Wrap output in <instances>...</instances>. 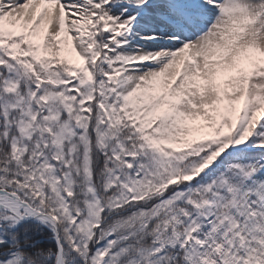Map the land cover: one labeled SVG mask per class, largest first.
<instances>
[{
  "label": "rangeland",
  "instance_id": "obj_1",
  "mask_svg": "<svg viewBox=\"0 0 264 264\" xmlns=\"http://www.w3.org/2000/svg\"><path fill=\"white\" fill-rule=\"evenodd\" d=\"M70 1L80 24L75 27L63 4L59 35L45 23L50 0L0 1V186L57 220L45 194L47 174L58 177L68 212L85 209L81 197L92 196L100 179L113 191L108 209L160 194L177 202L187 193L194 200L188 198L191 215L180 244L186 264H254L264 255V247L257 248L264 240V119L251 130L252 110L237 96L234 108L218 110L217 120L196 124L177 108L178 96L161 100L156 81L137 77L156 69L154 56L142 49L157 28L176 27L171 34L180 36V47L208 27L187 39L190 22L172 19L178 1L168 7L169 0H160L167 5L157 8L153 29L143 25L125 36L124 22L142 9L132 5L144 0ZM38 5L43 13L25 18L23 10ZM18 8L23 19L12 22ZM81 35L83 42L76 39ZM259 104L264 111V98ZM119 106L130 111L122 120ZM230 117L232 127L225 125ZM171 173L181 174L178 186L170 184ZM5 216L0 213L3 227L17 225Z\"/></svg>",
  "mask_w": 264,
  "mask_h": 264
},
{
  "label": "bare ground",
  "instance_id": "obj_2",
  "mask_svg": "<svg viewBox=\"0 0 264 264\" xmlns=\"http://www.w3.org/2000/svg\"><path fill=\"white\" fill-rule=\"evenodd\" d=\"M177 1L172 19L190 22L186 32L184 30V36L189 37L187 39L204 27H208V31L179 47L180 36L171 34L176 27L166 25L163 29L157 28L154 40L148 41L142 49L145 55L151 53L154 56L156 69L149 74L138 72L137 77L149 82L156 81L154 87L162 96L161 100L169 94L178 96L177 108L182 106L183 113L194 117L193 122L201 125L217 120L218 110L226 111L229 104H233L234 108L239 96L243 99L246 109L252 110V130L264 119V111H259L260 100L264 98V17H260L264 16V1ZM63 4H68L74 13L75 27L78 28L80 24L75 4L70 0H50L44 18L47 30L55 35L64 30L65 17L60 10ZM139 5H142V9L135 13L131 21L124 22L122 35L130 36L137 31L136 27L141 30L143 25L152 28L151 22L157 8L163 3L161 4L160 0H144L140 4H133L132 7ZM19 10L18 8L17 12L10 16L12 22L23 19ZM23 11L25 18L29 15L38 17L43 13L40 5L25 8ZM245 16L249 17L248 20H243ZM240 36L244 39H240ZM76 39L83 42L84 36H77ZM132 78L134 80L136 76ZM231 81H235V84H231ZM216 82L219 83L218 87ZM230 95H233V103L229 100ZM247 114L248 112L244 116ZM236 115L238 116V113ZM232 120L231 117L228 118L225 125L234 126L236 120ZM31 211L32 208L23 204L18 196L0 191V213L13 218L16 213L26 216ZM57 264H61L60 258Z\"/></svg>",
  "mask_w": 264,
  "mask_h": 264
},
{
  "label": "trees",
  "instance_id": "obj_3",
  "mask_svg": "<svg viewBox=\"0 0 264 264\" xmlns=\"http://www.w3.org/2000/svg\"><path fill=\"white\" fill-rule=\"evenodd\" d=\"M119 109L121 115L129 114L124 106ZM105 163L103 161L101 166ZM45 177V194L57 211L66 264H185L179 244L192 209L187 193L172 202L169 196L160 197L162 189L157 192L159 196L133 199L123 206L108 209L106 202L113 191L103 188L100 179L92 196L81 197L82 201L86 198L85 209L75 212L70 206L68 212L70 202L57 190L58 177L53 174ZM180 178V174L170 175V184L178 186ZM187 189L184 187L183 193ZM69 197L73 203L72 196ZM189 199L194 200V197ZM47 235L46 229L33 222L12 230L1 228L0 238L4 241L0 244V263L54 264V242L44 240L31 244Z\"/></svg>",
  "mask_w": 264,
  "mask_h": 264
},
{
  "label": "water",
  "instance_id": "obj_4",
  "mask_svg": "<svg viewBox=\"0 0 264 264\" xmlns=\"http://www.w3.org/2000/svg\"><path fill=\"white\" fill-rule=\"evenodd\" d=\"M40 218H46L48 220V222L51 225V230L53 232V239L55 240V244L56 247L58 249V252H62V244L57 232V226H56V222L53 220V217L47 213H42V212H38L36 211L31 217V220L34 221H38ZM22 220H24L23 218H21Z\"/></svg>",
  "mask_w": 264,
  "mask_h": 264
}]
</instances>
